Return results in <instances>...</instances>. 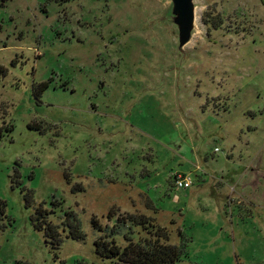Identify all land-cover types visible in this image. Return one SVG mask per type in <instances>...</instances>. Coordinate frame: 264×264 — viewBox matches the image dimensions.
Segmentation results:
<instances>
[{
    "label": "rangeland",
    "instance_id": "obj_1",
    "mask_svg": "<svg viewBox=\"0 0 264 264\" xmlns=\"http://www.w3.org/2000/svg\"><path fill=\"white\" fill-rule=\"evenodd\" d=\"M192 3L181 45L172 0H0V264H109L110 209L163 226L175 264H264V0ZM40 205L85 239L53 248Z\"/></svg>",
    "mask_w": 264,
    "mask_h": 264
},
{
    "label": "trees",
    "instance_id": "obj_2",
    "mask_svg": "<svg viewBox=\"0 0 264 264\" xmlns=\"http://www.w3.org/2000/svg\"><path fill=\"white\" fill-rule=\"evenodd\" d=\"M1 27L0 23V30ZM81 188L79 187L80 190ZM5 207L6 203L0 199V220L7 217ZM52 213L56 212L40 205L31 216V222L35 229L44 231L53 248L57 249L62 243V232L65 231L66 237L85 239L86 234L82 230L80 220L72 210H62V220L59 224L50 220ZM106 217L111 225L102 226L96 219L92 221L99 233L94 240V252L103 261L109 264H175L181 259L184 253L183 245L169 242L166 229L150 216L142 213H120L117 209H110ZM4 227L5 224H0V230ZM119 237L124 245L119 242ZM75 264L94 263L79 259Z\"/></svg>",
    "mask_w": 264,
    "mask_h": 264
},
{
    "label": "water",
    "instance_id": "obj_3",
    "mask_svg": "<svg viewBox=\"0 0 264 264\" xmlns=\"http://www.w3.org/2000/svg\"><path fill=\"white\" fill-rule=\"evenodd\" d=\"M173 12L178 15L175 20L179 25V42L184 44L190 37V31L193 27L194 11L192 0H172Z\"/></svg>",
    "mask_w": 264,
    "mask_h": 264
},
{
    "label": "built area",
    "instance_id": "obj_4",
    "mask_svg": "<svg viewBox=\"0 0 264 264\" xmlns=\"http://www.w3.org/2000/svg\"><path fill=\"white\" fill-rule=\"evenodd\" d=\"M215 151H219V149L216 147ZM192 181L190 176L188 175H183L180 173L175 174L174 176V186L176 189L178 188H187L191 186Z\"/></svg>",
    "mask_w": 264,
    "mask_h": 264
},
{
    "label": "crops",
    "instance_id": "obj_5",
    "mask_svg": "<svg viewBox=\"0 0 264 264\" xmlns=\"http://www.w3.org/2000/svg\"><path fill=\"white\" fill-rule=\"evenodd\" d=\"M227 157L231 158V157H232V153H230V154L227 153ZM204 161H207V159H205V157H204ZM191 186H192V185H191ZM191 186H190V187H191ZM188 188H189V187H188Z\"/></svg>",
    "mask_w": 264,
    "mask_h": 264
}]
</instances>
